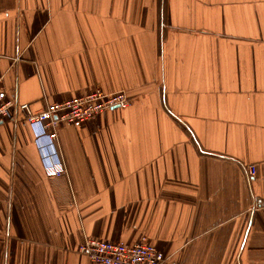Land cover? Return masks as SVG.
<instances>
[{
    "label": "crops",
    "instance_id": "0c3cea01",
    "mask_svg": "<svg viewBox=\"0 0 264 264\" xmlns=\"http://www.w3.org/2000/svg\"><path fill=\"white\" fill-rule=\"evenodd\" d=\"M95 87L129 103L57 128L60 176L0 122V264L143 235L163 264H264V0H0V89L39 111Z\"/></svg>",
    "mask_w": 264,
    "mask_h": 264
},
{
    "label": "built area",
    "instance_id": "2783aa9c",
    "mask_svg": "<svg viewBox=\"0 0 264 264\" xmlns=\"http://www.w3.org/2000/svg\"><path fill=\"white\" fill-rule=\"evenodd\" d=\"M128 103L123 92L105 93L95 87L84 96L46 104L44 109L34 111L29 104L18 103L13 94L0 89V122L12 120L16 112H21L23 119L33 128L36 142L47 141L52 160L44 162L45 172L60 176L65 168L53 145L57 128L64 124L78 126L109 108L126 107ZM248 168L250 173L253 172V166ZM260 207L264 208V202ZM79 251L97 264H163L165 260L162 252L145 235L132 244L88 238L80 245Z\"/></svg>",
    "mask_w": 264,
    "mask_h": 264
}]
</instances>
